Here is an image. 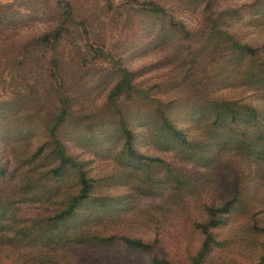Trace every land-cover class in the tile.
Segmentation results:
<instances>
[{
  "label": "rangeland",
  "instance_id": "rangeland-1",
  "mask_svg": "<svg viewBox=\"0 0 264 264\" xmlns=\"http://www.w3.org/2000/svg\"><path fill=\"white\" fill-rule=\"evenodd\" d=\"M263 138L264 0H0V264H264Z\"/></svg>",
  "mask_w": 264,
  "mask_h": 264
},
{
  "label": "trees",
  "instance_id": "trees-1",
  "mask_svg": "<svg viewBox=\"0 0 264 264\" xmlns=\"http://www.w3.org/2000/svg\"><path fill=\"white\" fill-rule=\"evenodd\" d=\"M67 14L68 15L66 16V18L69 17V12ZM254 53H255V50L251 51L250 48L244 47V46L241 47L240 50H239V54H251V55H253ZM128 85H129V77L126 74H124L122 79H121V81H120V83L116 86V93L118 94L119 92H121L125 88H128L129 87ZM177 136L180 137L181 139L183 138L178 131H177ZM262 141H263V143H260V141H258V143L260 145H263L264 144V138L262 139ZM128 144H129V142H128ZM129 147H130V145H129ZM130 150H132V149H130ZM59 157H60V159H63V162L71 163L75 167L78 164L77 162H75L73 160H68V157L62 152L59 153ZM140 158H142V157L140 156ZM147 160H149V158ZM78 168H79V164H78ZM88 189H89L88 180H86L84 178L81 179V181H80V189H79V195H80L81 198H83L87 194ZM232 204H233L232 201H230V202L228 201L227 203H225L219 209V212L220 213L228 212V210L232 206ZM64 214H66V213H59L58 216L60 218H62L64 216ZM214 224L216 225V223H214ZM119 240L122 241L125 245L133 247V248H140V249H148L149 248L147 245H144L140 240L125 238V237H120ZM263 260H264V257H263ZM157 264H169V263L164 261L162 263H157Z\"/></svg>",
  "mask_w": 264,
  "mask_h": 264
}]
</instances>
